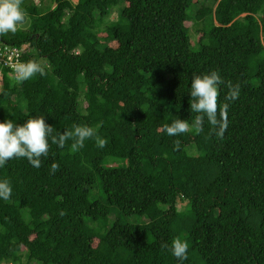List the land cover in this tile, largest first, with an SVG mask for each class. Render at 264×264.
<instances>
[{"label":"trees","instance_id":"trees-1","mask_svg":"<svg viewBox=\"0 0 264 264\" xmlns=\"http://www.w3.org/2000/svg\"><path fill=\"white\" fill-rule=\"evenodd\" d=\"M38 1L23 0L29 26L0 40L30 46L25 62L46 74L18 83L3 71L0 121L86 125L107 144L69 140L39 168L26 158L0 168L12 187L0 262L180 264V238L184 264H264V0ZM212 71L224 80L218 106L229 105L223 138L207 121L168 136L165 124L194 121L191 80Z\"/></svg>","mask_w":264,"mask_h":264},{"label":"clouds","instance_id":"clouds-1","mask_svg":"<svg viewBox=\"0 0 264 264\" xmlns=\"http://www.w3.org/2000/svg\"><path fill=\"white\" fill-rule=\"evenodd\" d=\"M35 3L39 4V1L35 0ZM22 4L23 0H0V36L7 33L14 34L18 28L24 26L26 14ZM0 42L4 41L0 40ZM29 52L30 46H28L25 55ZM23 61L14 66V73L8 68H0V77L5 70L16 82L23 83L36 74L41 76L46 74V66L41 63L34 60L25 62L24 57ZM223 83L224 80L217 71L193 77L188 92L192 101L190 103L191 112L197 115L191 123L189 120L177 118L170 124H165L164 131L167 135L170 137L179 136L189 132L190 128L199 134L204 130V124L207 121L215 135L222 139L228 128L229 107L228 103H221L218 106L219 87ZM239 96V85H230L228 101H235ZM88 139H95L97 146L101 149L107 144L106 139L98 136L96 129L86 125H76L71 131L65 130L61 133L46 123L43 116L30 118L23 124L15 123L13 119H4L0 121V168L13 158H26L33 167L39 168L42 163L41 157L48 156L50 145L63 148L67 141L73 140L72 147L75 150L83 148ZM59 167V164L53 163L51 172L54 174ZM11 195L10 183L0 180V199L8 200ZM188 249L187 241L180 238L172 241V254L180 264H184V261L188 259Z\"/></svg>","mask_w":264,"mask_h":264},{"label":"built area","instance_id":"built-area-1","mask_svg":"<svg viewBox=\"0 0 264 264\" xmlns=\"http://www.w3.org/2000/svg\"><path fill=\"white\" fill-rule=\"evenodd\" d=\"M27 49L28 45L17 46L0 42V68H8L14 73V66L24 62L23 57Z\"/></svg>","mask_w":264,"mask_h":264},{"label":"rangeland","instance_id":"rangeland-1","mask_svg":"<svg viewBox=\"0 0 264 264\" xmlns=\"http://www.w3.org/2000/svg\"><path fill=\"white\" fill-rule=\"evenodd\" d=\"M44 2H46V1H44ZM74 2H76V0H74ZM119 7H120V5H119ZM195 10H196V5L194 4V5H192V6L189 7L188 12H189L190 14H192V13L195 12ZM116 14H117V12L114 11V12H113V17H112V19H116ZM187 25H188V24H187ZM189 34H190V32H189ZM198 38H199V35L197 36V33H195V34L192 35V39H193V40H197ZM206 42H207V40H206L204 43H206ZM195 43H196L195 41H192V42H191V45L193 46V48H194V49L199 48L200 45L198 46V45H196ZM204 43H202V44H204ZM114 164L118 166V165H121V162L116 161V162H114ZM96 192H97V191H96ZM95 194H96V193H94V195H95ZM143 219H144L143 216L141 217V216H137V215H131V216H127L126 221L129 222V223H142ZM0 264H6V263H4V262H0Z\"/></svg>","mask_w":264,"mask_h":264},{"label":"water","instance_id":"water-1","mask_svg":"<svg viewBox=\"0 0 264 264\" xmlns=\"http://www.w3.org/2000/svg\"><path fill=\"white\" fill-rule=\"evenodd\" d=\"M29 23H30V20L26 18L24 22V26L20 27V29H26L29 26Z\"/></svg>","mask_w":264,"mask_h":264},{"label":"bare ground","instance_id":"bare-ground-1","mask_svg":"<svg viewBox=\"0 0 264 264\" xmlns=\"http://www.w3.org/2000/svg\"><path fill=\"white\" fill-rule=\"evenodd\" d=\"M78 9V8H77ZM90 40V39H89ZM95 60V59H94ZM98 60V59H97Z\"/></svg>","mask_w":264,"mask_h":264},{"label":"crops","instance_id":"crops-1","mask_svg":"<svg viewBox=\"0 0 264 264\" xmlns=\"http://www.w3.org/2000/svg\"><path fill=\"white\" fill-rule=\"evenodd\" d=\"M74 1V0H73Z\"/></svg>","mask_w":264,"mask_h":264}]
</instances>
